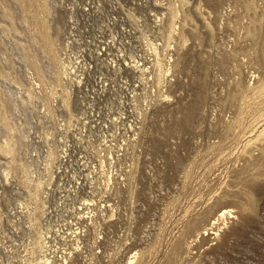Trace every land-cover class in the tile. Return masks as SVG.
<instances>
[{
  "label": "rangeland",
  "instance_id": "374dc122",
  "mask_svg": "<svg viewBox=\"0 0 264 264\" xmlns=\"http://www.w3.org/2000/svg\"><path fill=\"white\" fill-rule=\"evenodd\" d=\"M0 264H264V0H0Z\"/></svg>",
  "mask_w": 264,
  "mask_h": 264
},
{
  "label": "bare ground",
  "instance_id": "6f19581e",
  "mask_svg": "<svg viewBox=\"0 0 264 264\" xmlns=\"http://www.w3.org/2000/svg\"><path fill=\"white\" fill-rule=\"evenodd\" d=\"M8 151L13 152V150L10 149V147H9V150H8ZM226 215H228V211H223V212L221 213V216H220V217H226Z\"/></svg>",
  "mask_w": 264,
  "mask_h": 264
}]
</instances>
